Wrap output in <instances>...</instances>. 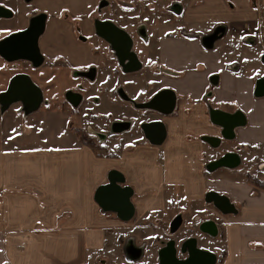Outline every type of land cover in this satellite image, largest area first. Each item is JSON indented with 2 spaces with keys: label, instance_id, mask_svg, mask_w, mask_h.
Listing matches in <instances>:
<instances>
[{
  "label": "crops",
  "instance_id": "0c3cea01",
  "mask_svg": "<svg viewBox=\"0 0 264 264\" xmlns=\"http://www.w3.org/2000/svg\"><path fill=\"white\" fill-rule=\"evenodd\" d=\"M102 1L120 3L119 16L112 19L140 41L145 60L152 54L162 86L178 96L176 115L157 119L167 139L155 145L137 135L119 150L118 137L107 141L104 135L99 137L107 152L103 156L71 132L73 141L57 148L18 146L19 137L5 141L8 148L0 150V264H81V252L94 250L98 239L123 222L95 202L97 189L113 171L134 190L138 217L168 208L176 185L183 186L180 199L186 201L200 200L208 190L229 197L238 213L223 219L221 264H264V190L224 174L208 181L204 154L212 160L213 153L202 140L220 133L211 124V110L241 111L247 125L213 160L229 153L241 157L237 149H264V97H255L252 69L262 59L264 66V0H88V6L95 9ZM13 27L5 21L0 37ZM48 111L53 109L40 114ZM105 112L109 132L125 121L121 107ZM14 114L7 119L15 124L21 114Z\"/></svg>",
  "mask_w": 264,
  "mask_h": 264
},
{
  "label": "rangeland",
  "instance_id": "374dc122",
  "mask_svg": "<svg viewBox=\"0 0 264 264\" xmlns=\"http://www.w3.org/2000/svg\"><path fill=\"white\" fill-rule=\"evenodd\" d=\"M79 1V8H77V0H31V2H26V0H0V5L11 6L17 13L16 19L12 21L16 29L23 28L26 25L25 19L28 20L32 15L38 14L39 12L46 11L45 13L48 12L52 15L50 11L58 12L61 8H68L71 11L79 9V11H81L80 14H84L79 18L74 17L73 14L69 12V20L74 24L77 23L80 25L81 30L79 33H90L92 31L94 20L112 18L114 16L118 17L120 13L119 10H121L120 3L117 1L110 2L108 5L102 1L95 7V10L92 11H89L88 0ZM49 7L54 10H51ZM89 13L90 16L87 17ZM55 15L56 14L51 16V21L47 24L46 35L40 42L41 50L46 57L45 64L40 67L39 70L33 72L34 80L44 89L43 105L38 111L30 114V118L29 116H24L25 113L22 110L21 104H14L10 107L9 112L3 116V120L0 123V150L8 148V144L4 145V142L10 141L11 137H19V140H15V143L16 145L22 147L46 148L50 146L57 148L70 144V142L74 139L73 137L70 138V135L72 134L79 140L84 139L85 141H88L87 137L94 139L96 144H94L95 147L92 146L93 149L99 156H103L107 152L106 150H103L102 146L104 144L100 142L101 138L99 137L102 135H109V130L104 128L102 120H99L100 116L96 117L100 122L97 120L96 126L92 127L93 124L82 117L81 114L71 113L70 106L63 107V94L60 93V86L57 85L59 84L58 79H60V77L57 79L58 83L57 81L52 80L51 75L53 73L57 72L58 76L60 74V71H58V66L60 65L59 62L56 64L54 63L56 58L59 57L58 55L64 53L66 49H69L72 54L79 55L82 50L76 48L77 43H72V39L78 34V32L75 30L71 31L70 25L68 24L69 21L64 23L63 20V22H61L58 15ZM5 21H7V19H0V27H2L3 24L5 25ZM116 22L118 21L116 20ZM3 36H5V34ZM94 42L96 44V48L93 51L95 61L98 59L102 61L100 62L98 60L100 65L99 67L101 68L100 71H120L118 63L113 60H108L107 57L110 53H104L105 50L103 49V46H105V43L96 36L94 37ZM134 44L135 53L142 63V68L138 71L137 76L133 77V79L136 78L135 80L138 83V87L133 85V88L140 91V95L138 97L139 99L137 101L139 106L142 101L145 102L154 92H156L157 89H162L164 86H162V81L160 80L159 75H154L158 73L157 69H155L154 65H152L153 62H150L152 54H150L148 59L145 60L146 55H143L142 57V53L140 51V41L137 40ZM262 60H260V62L257 61L252 68L257 81L260 79L264 80V66L260 64L262 63ZM17 68H20V64H17ZM11 72H14V70L10 68L8 69V65L0 58V92L6 89L8 85V77ZM41 73L44 74L41 76ZM141 86L142 88H139ZM68 87L71 86L68 85ZM101 101H103V99H101ZM122 106H125V104H122L120 101L107 108L114 111L115 108L120 109L121 107L122 109ZM62 107L64 109L63 112L58 113L57 111H54L56 108H59V111H61ZM51 108L53 111L40 114V112H45ZM83 110L88 111V107H83L82 111ZM16 111H20L21 119L19 118L15 124L12 121L8 122L9 120L7 118L10 117L13 119L12 115ZM98 112L103 114L105 109H100ZM139 112L144 114L149 113V111L142 109L141 111H137V113L133 112L132 114L138 115ZM9 113L11 115H9ZM174 115H176L175 112L172 117ZM150 119L152 118L144 117V121ZM137 120H139V117ZM13 124H17V127L13 128ZM67 125H69V131L66 129ZM106 126H108V124ZM212 126L214 128L216 127L213 124ZM89 130L90 133L87 132ZM91 134L94 136L92 137ZM116 137H118L115 139L116 142L120 144L121 136ZM235 141L236 139L228 141L227 143L225 142L223 145L230 143L233 144ZM207 146L208 152L213 153L212 160L209 153L204 154V163L207 165L215 161L213 160L215 156L222 155V153L224 151L226 152L227 149L222 145L218 148H213L209 145ZM237 151L241 153V164L235 169L221 168L211 171L207 165L205 166L203 173L208 178V181L215 182L214 180L217 176H219V174H224L226 178H233L247 182L258 189L264 190V149L261 150L256 147L254 149L248 148L246 150L237 149ZM210 191L213 190H208L207 193ZM174 193L176 196L175 200L170 202L169 207L165 208L159 214H154V216L150 215L149 217H138V214H136L129 222H120L118 224L119 228L111 230L107 233L104 240H97L94 250L81 252L84 255L80 256V263L157 264L159 261V252L168 242L174 241L178 256L183 257L184 254L181 253V247L187 240L193 238L197 240L199 249L214 253L217 257L216 264H221L224 242L223 219L226 216L215 209L212 204L207 203L205 201V196L197 201H186L184 199H180L182 194H184L183 186L176 185L174 187ZM177 221H179V227L175 232H172L173 225ZM206 221H213L217 224L218 235L216 237L203 234L200 231V225ZM3 264L9 263L4 262Z\"/></svg>",
  "mask_w": 264,
  "mask_h": 264
},
{
  "label": "water",
  "instance_id": "95a60500",
  "mask_svg": "<svg viewBox=\"0 0 264 264\" xmlns=\"http://www.w3.org/2000/svg\"><path fill=\"white\" fill-rule=\"evenodd\" d=\"M13 13L0 7V19H11ZM44 21L36 20L27 31L17 33L0 42V57L8 62L27 60L35 66L42 63V55L39 49V38L44 32ZM97 35L112 45L121 68L126 73H135L142 68L137 55L132 51L133 39L125 31L119 29L110 22H98L96 24ZM217 83V78L212 80ZM255 97H264V80L256 82ZM21 104L25 116L38 111L43 103V92L35 85L27 75L15 76L7 89L0 94V116L5 114L12 105ZM177 94L172 89H164L158 92L149 102L139 105L140 109L153 110L162 115L170 116L175 112ZM210 121L213 125L222 129L225 140L232 141L236 137V130L247 125V117L241 111L227 113L220 110L210 111ZM145 137L155 145H162L167 138V129L161 122L145 124L142 127ZM213 148L221 146V139L204 137L202 139ZM241 164L238 154L229 153L209 164L208 168L215 171L221 168L235 169ZM134 190L126 185L123 174L113 171L109 174L108 183L99 187L95 194V202L104 212H113L123 222H129L136 215V209L132 202ZM205 201L212 204L225 216L236 215L237 208L229 197L215 191L205 195ZM179 227L177 221L172 228L175 232ZM203 234L216 237L218 226L213 221H206L200 225ZM182 253H187L185 260L177 258V249L173 241L159 253L160 264H216L217 257L214 253L199 249L196 239L187 240L182 246Z\"/></svg>",
  "mask_w": 264,
  "mask_h": 264
},
{
  "label": "flooded vegetation",
  "instance_id": "af4514ba",
  "mask_svg": "<svg viewBox=\"0 0 264 264\" xmlns=\"http://www.w3.org/2000/svg\"><path fill=\"white\" fill-rule=\"evenodd\" d=\"M26 2H31V0H26ZM0 7H4L13 13V17L8 20L10 23H12V21H14L17 17V13L15 12V10L11 6L0 5ZM90 10L92 11L95 9L89 8V11ZM48 11H50V10H48ZM45 12H39L38 14L32 15L28 20L25 19L26 25L23 28L16 29L15 27H13V28H11L10 31H8L6 33L5 36L0 37V42H1L2 40H4L7 37H10V36L15 35L17 33H21V32L29 30L31 28L33 22H35L36 20H43L44 21V25H45L44 32L39 38V49H40V52L42 55L41 65L35 66L32 62L27 61V60H18L15 62H8V61H6L0 57L8 65V69L10 68V69L14 70V72H11L10 76L8 77V85H7L6 89H4L2 92H0V94L7 91L11 80L15 76L27 75L31 78V80L35 83V85H37L42 90L43 97H44V89L34 80V76H33L34 73L33 72L39 70L40 67H42L45 64V58L46 57L41 50V43L40 42H41L42 38L46 35L47 24H48V22L51 21V18H52L51 16L56 14L55 16L58 15V18H60L61 22H63V20H64V23L69 21L68 24L70 25L71 31L75 30L78 32V34L75 35V37L73 35L74 38L72 39V43H77L76 48L79 50L82 49L81 53L79 55L72 54V52L69 49H66L64 53H61L58 55L59 57L56 58V61L54 62L55 64L59 62L60 65L58 66V71H60V74L58 76L57 72H56V73H53L51 75V77H52V80H55V81H57V79L60 77V79H58L59 84H57V85L60 86V93L63 94V99H64V106L63 107H69L70 106L71 107V113L81 114L82 117H84L86 120L90 121L93 124L92 127L96 126V123L98 120L96 117L100 116L99 120H102L104 128H106V125L109 124V121H110V114H108V112H104L103 114H100L98 112V110L106 109L107 107L113 106L116 103V100L115 101L112 100V97L118 98V100H119L118 102L121 101L122 104H125V106H122V114H123V118L125 119V121L122 122L121 126L114 128L113 132H109V136L107 138V141H110L112 138H116V136H121V143L122 144L121 143L119 144V146H118L119 150L120 149L122 150L123 147L128 148V146H125V144L127 143V140L128 139H135L134 137H136L137 135L141 138L142 142L146 141L149 144H151V141L145 137L144 131L142 129L143 125L151 124L154 122H160L157 119H163L165 117H170L173 114L170 116H165V115H162V114H160L156 111H153V110H147V111H149V113H147V114L145 113L146 115L144 113H141V112H139L138 115L132 114L133 112L137 113V111L142 110V109L138 108V104H137V101L139 99L138 97L140 95L139 94L140 91H138L137 89L135 90V88H133V85L138 87V85H137L138 83L135 80L136 78L133 79L134 76H137L138 72L126 73L121 68V66L119 64L118 57H117L115 51L113 50L112 45L97 35L96 24L98 22H110V23L114 24L116 27H118L119 29H121L123 31H125V30L123 28H121V26L117 22H115L112 18H105V19H100V20H94L92 31L90 33H84L82 31H81L82 33H79V31L81 30L80 25H78L77 23L74 24L72 21H70L69 20V17H70L69 14L72 13L74 17H78V18L83 16L84 14H80L79 12H77V10L71 11L68 8L67 9L61 8L58 12L52 13V15L49 14L48 12L47 13H45ZM89 16H90V13L87 15V17H89ZM125 32L128 33L127 31H125ZM94 35L96 37H99L101 39V41L105 43V46H103V49L105 50L104 53H110V55L107 57L108 60H111V61L113 60L116 63H118L120 71H113V72L109 71V70L105 71V72L100 71L101 68L99 67L100 66L99 61L100 62H102V61L100 59H98L99 61L98 60L95 61V58H94L95 55H94L93 51L96 48V44L94 42V37H95ZM131 38H132V36H131ZM134 43H135V41L133 40L132 51L135 53V44ZM112 54H113V56H112ZM139 61H140V59H139ZM17 64H20V68H17ZM109 68H110V66H109ZM2 74H3V72H2ZM43 74L44 73H41L40 75L42 76ZM154 75H159V74H154ZM65 80H66V82H65ZM58 81H57V83H58ZM68 85L71 87H68ZM112 85H113V87L111 89ZM139 88H142V86ZM164 89H169V88L163 87L162 89H157L156 92H154L145 102L142 101L140 103V105L144 104L146 102H149L158 92H160L161 90H164ZM101 99H103V101H101ZM178 102L179 101H178V96H177L176 109L178 106ZM44 103H45V100H44ZM42 105H43V103H42ZM65 105H67V106H65ZM63 107L61 109V112H63V110H64ZM83 107H88V111H84V110L82 111ZM0 109H1V106H0ZM176 109H175V111H176ZM9 110L7 112H9ZM7 112L5 114H7ZM5 114L0 116V123L3 120V116ZM138 117H139V120H137ZM144 117H151L152 119L144 121ZM217 128L220 130V133L218 136H215V138L221 139V145L223 146V144L225 142L227 143L228 140H225L223 138L222 129L219 127H217ZM89 129H91V128H89ZM87 132H90V130ZM102 136H104V135H102ZM167 136H168V132H167ZM136 142L137 143H134V145L135 146L139 145L140 141L139 142L136 141ZM209 146H211V145H209ZM168 243L166 244V246L168 245ZM166 246H164L160 250V252ZM181 250H182V247H181ZM181 253H182V251H181ZM182 254H184V253H182ZM187 257H188L187 253H185L183 255V257H179L177 254V258L180 260H185V259H187ZM157 264H160V257H159V261Z\"/></svg>",
  "mask_w": 264,
  "mask_h": 264
},
{
  "label": "trees",
  "instance_id": "16d2710c",
  "mask_svg": "<svg viewBox=\"0 0 264 264\" xmlns=\"http://www.w3.org/2000/svg\"><path fill=\"white\" fill-rule=\"evenodd\" d=\"M82 140H83V142L86 143L87 145H89V146H91V147H92V146L95 147L94 144H96V143H95L93 140H90V139H88V141H85L84 139H82Z\"/></svg>",
  "mask_w": 264,
  "mask_h": 264
},
{
  "label": "snow or ice",
  "instance_id": "6c2138e0",
  "mask_svg": "<svg viewBox=\"0 0 264 264\" xmlns=\"http://www.w3.org/2000/svg\"><path fill=\"white\" fill-rule=\"evenodd\" d=\"M2 31H10V30H8V29H4V30H2Z\"/></svg>",
  "mask_w": 264,
  "mask_h": 264
}]
</instances>
